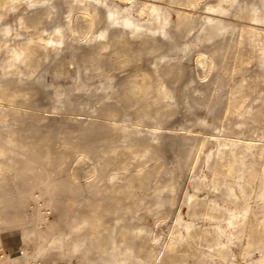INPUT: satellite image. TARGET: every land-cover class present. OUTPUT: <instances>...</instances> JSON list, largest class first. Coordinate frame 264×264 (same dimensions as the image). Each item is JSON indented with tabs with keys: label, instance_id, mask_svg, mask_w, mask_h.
I'll use <instances>...</instances> for the list:
<instances>
[{
	"label": "rangeland",
	"instance_id": "1",
	"mask_svg": "<svg viewBox=\"0 0 264 264\" xmlns=\"http://www.w3.org/2000/svg\"><path fill=\"white\" fill-rule=\"evenodd\" d=\"M226 1L0 0V159L13 167L0 177L10 218L0 264L23 252L22 264H103L100 252L89 263L50 248L85 241L91 204L115 240L129 229V254L143 264L264 259V0ZM109 9L138 30L111 23ZM58 28L63 42H46ZM29 38L32 53L15 58ZM186 224L193 236L177 241Z\"/></svg>",
	"mask_w": 264,
	"mask_h": 264
},
{
	"label": "bare ground",
	"instance_id": "2",
	"mask_svg": "<svg viewBox=\"0 0 264 264\" xmlns=\"http://www.w3.org/2000/svg\"><path fill=\"white\" fill-rule=\"evenodd\" d=\"M17 1H20V0H17ZM228 1H226V2H228ZM230 1H235V0H230ZM150 8L157 10V5L154 4ZM86 10H87L88 14L91 16V23L93 24L94 21L98 17V13L94 9L91 10L89 7H87ZM223 11H225V10H223ZM108 16L110 18L111 23L118 22V23L122 24L123 27L128 28L131 32L135 33L136 30H138V28H139V23L135 19H133L129 14H123L122 15L118 11H115L113 9H109ZM154 19H155V23H156V28L161 30V32H167L166 31V25L169 23L167 16H162L160 11H157L156 15L154 16ZM5 30H6V32L11 31L10 28H7ZM254 30H255V32H254L255 35H260L261 30H258L256 28H254ZM263 32H264V30H263ZM62 37H63L62 28H58V29H56V34L48 35V37L46 38V42L48 40L53 45H56V44L63 42ZM34 41L35 40L29 38L28 41L26 42L25 47H23V51L22 52L14 51L13 56L15 58H20L22 53L27 52L28 54H31L32 49L34 47V44H36ZM37 42H39V41H37ZM48 43H46V44L48 45ZM257 46H258L257 47L258 50L261 52V55L263 56V61H264V39H260L257 43ZM167 94H168L167 91H165V95H167ZM11 141H13V140L11 139ZM1 153L2 152L0 150V154ZM219 153H220V157L223 158V151H221ZM7 169H9V170L13 169L12 165H8V164L4 163L3 160L0 159V177L5 178V174H6ZM143 180H144L143 178H140L141 183H143ZM0 186H1V179H0ZM112 187L113 186H111V190H112ZM240 187H241L242 191H244V186L240 185ZM33 188H34V185H32V183H30L29 181L25 182L24 188L22 189L21 193H23L25 195L24 198L26 200L32 199ZM112 191H114V190H112ZM171 191L174 192L175 190L173 188H171ZM39 194H41V193H39ZM230 195H234V193L230 192ZM35 196H37V195L35 194ZM132 198L134 201H136L135 197H132ZM46 203H49V201H47ZM43 205H44V203L41 204V206H43ZM68 208L70 209L71 206L68 205ZM4 209H5V206H4V203L2 202L1 196H0V228L1 227L6 228L7 226H9L8 222H9L10 218H8L4 215L5 214ZM215 209L218 210L219 208H217L215 206ZM83 215H84L85 221L87 222V227L85 228V231L83 234L84 240L87 243L85 241H81V242L75 241L73 244L68 243V242L63 243L62 239L58 238L57 240L51 242L50 248L62 247L63 248V254H65V255L67 253H69L70 249L74 250L75 252L81 251V254L77 257L78 261H83V260L89 261L91 258L90 254L92 252L93 253L95 252L96 254H97V252L98 253L100 252V254H102V255H107L105 257V259L103 260V264H143V261H141L139 258L135 259V258H133L131 253L129 254V252H131L132 250H130L129 247L127 246L128 235L130 232L126 226H121L120 229H118L117 234H119V239L115 240L114 236L109 231V222L106 221L104 219V215L100 211H98L96 204H91L90 208L85 209L83 211ZM231 218H233V217H231ZM245 219H246V216H244L243 218H240L236 222L241 223ZM45 220H46V217L41 214L39 224ZM177 225H178V223H177ZM237 226L238 225H236V227ZM240 227L243 229L242 225ZM184 229H185V233L183 236L181 235L178 238L176 236L177 241L181 238H190L193 236V229H192V226L190 224H186L184 226ZM58 232H59V227H58V224L56 222H50L49 224H47L46 233L51 235L52 238H55L57 236ZM133 236H134V238L139 237L142 240L144 237L143 231L137 230V231H135ZM157 240L158 239H156V241ZM262 241L263 240H259L257 243H260ZM121 246H124V249H122ZM174 246L175 245L170 244L168 246V248L170 250H173ZM224 249H225L224 246L220 247L219 251H220L221 255H222V253H223L222 251ZM46 252H47V247L43 246L37 251L36 254H34V256L35 255L38 256L39 259L41 260L46 255ZM29 258H30V256L27 255L25 252H23V256L17 257L16 260H17L18 264L29 263V262H31V260H29ZM90 262H92V261L90 260L89 263ZM259 264H264V259Z\"/></svg>",
	"mask_w": 264,
	"mask_h": 264
}]
</instances>
